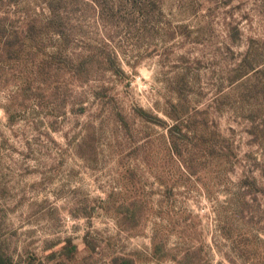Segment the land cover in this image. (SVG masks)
<instances>
[{
	"label": "rangeland",
	"instance_id": "rangeland-1",
	"mask_svg": "<svg viewBox=\"0 0 264 264\" xmlns=\"http://www.w3.org/2000/svg\"><path fill=\"white\" fill-rule=\"evenodd\" d=\"M99 1L97 10L76 2L58 53L75 59L88 40L100 43L123 73L98 67L72 86L53 64L39 77L56 38L5 67L14 76L0 88L3 248L16 264H47L66 239L79 264H264V129L258 140L248 133V116L264 128V0ZM45 3L10 11L17 23L44 21ZM26 72L43 99L20 91ZM179 99L190 124L177 154L166 128L136 108L171 124ZM110 192L136 200L134 233L101 208Z\"/></svg>",
	"mask_w": 264,
	"mask_h": 264
},
{
	"label": "trees",
	"instance_id": "trees-1",
	"mask_svg": "<svg viewBox=\"0 0 264 264\" xmlns=\"http://www.w3.org/2000/svg\"><path fill=\"white\" fill-rule=\"evenodd\" d=\"M19 0H0V88L6 87L7 81H9V75L14 76L13 72L6 71L7 65H12V68L16 70V64H23V61L31 59L34 56V50L37 48L40 52L46 53L45 47L52 38H56L54 44L55 49L47 56H41L37 60V74L39 77H47L52 75L51 67L53 64L55 68L63 69L69 77V84H83L92 73L99 67L103 71H110L112 73H123L121 69L117 53L113 48L101 46L100 43H92L87 41L85 45L87 48L83 50L82 54H79L77 58L68 56V59L64 58L60 53L64 51L71 41V37L67 34V23L69 21V14L72 9L75 8L76 2L81 0H46V16L44 21L35 17L29 16L28 19H24L20 23H17L19 18L13 16L10 11V7L17 5ZM134 3L136 0H132ZM144 3V1H143ZM104 2L99 0H88L87 5L94 10L102 8ZM122 4V3H119ZM145 9V3L143 4ZM110 9H113L112 7ZM146 10V9H145ZM53 44V45H54ZM29 72L24 74L23 82L20 84V91L24 96L36 95L38 99H43L45 88L35 87L32 85ZM246 73V72H245ZM59 89L58 84L54 90ZM262 89V87H260ZM257 91V88H256ZM172 111L167 112V116L170 117L173 122L167 124L164 120L157 116L148 114L142 108H136L137 113L153 123L164 126L169 133L171 147L176 152V139L178 135H185L183 131L189 126V119L185 118L189 112L187 106L179 102L170 105ZM6 110L7 106H3ZM250 119V128L248 133L254 135V139L258 140L262 138V131L264 128H260L254 121V116H248ZM9 121L14 118L13 114H8ZM218 151L222 153L220 146ZM178 151V150H177ZM228 157V154H224ZM185 169L188 168L184 165ZM101 203V208L105 211L113 213L117 217L118 225L131 233H134L136 229H139V224L135 219L142 215V212L136 210V200L133 197L126 198L125 200H118L114 192H110L106 199ZM152 210H150L151 212ZM132 221V224H129ZM86 239V238H85ZM161 239L157 238V233L152 236V253L153 257L158 260L162 257L160 255L162 246L160 245ZM86 245H88L85 242ZM61 256L54 258V254H50L47 258V264H79L76 257L77 250L75 245L72 244L70 239L65 240V244L61 248ZM132 260L123 259L121 264H130ZM35 258L30 259L27 264H34ZM0 264H16L12 257L6 252L0 243Z\"/></svg>",
	"mask_w": 264,
	"mask_h": 264
}]
</instances>
